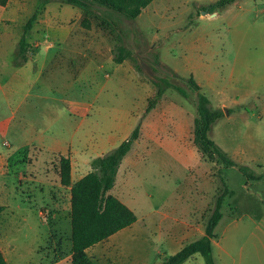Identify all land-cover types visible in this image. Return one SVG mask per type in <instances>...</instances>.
Wrapping results in <instances>:
<instances>
[{"label": "rangeland", "instance_id": "1", "mask_svg": "<svg viewBox=\"0 0 264 264\" xmlns=\"http://www.w3.org/2000/svg\"><path fill=\"white\" fill-rule=\"evenodd\" d=\"M27 1L30 4L38 2ZM203 2L209 4L213 1ZM176 4L179 5V2ZM48 5L55 8L53 12L61 19L82 12L79 8L58 2ZM193 7H176L171 10L162 6L149 7L148 11L135 20V23L139 24L142 38L146 40L143 42L145 48H142L143 51L136 50L137 62L128 59V64L136 70L138 63L141 69L136 70L139 78L154 87L151 80L156 79L158 74L151 67L152 58L149 52L156 51L160 53L162 61L170 68L176 69L181 76L189 77L195 72L205 83L203 90L210 95L213 107L218 103L215 98L217 91L226 93L229 99L227 103L239 99L240 103L228 106L233 107L232 109H223L224 116L213 125L210 138L238 165L250 167L261 179L249 180L237 167H226L217 156L212 160L208 159L196 147L193 129L192 145L194 149L196 148L195 151L197 150L198 160L203 163L200 169L197 163L193 164L194 158L191 159L193 164L191 169L195 174L193 181L192 178L187 179L186 175L172 174L169 167H158L159 164L163 166L172 161L181 163L179 154L175 152L152 153L158 158L154 160L151 158L152 154L148 152L133 153L127 159L126 166L129 162L135 163L138 167L149 165L153 170L144 180L137 174L133 175L131 182L124 186V201L137 217L142 218L157 210H170L172 213L180 204L194 208L199 199L198 195L205 191L208 192L209 206L203 214L204 220L214 208L216 197L221 192L220 180L223 179L234 193L224 200L222 207L224 216L215 229L216 237L213 240L215 264H264V0H246L240 5L214 11L216 14L220 13V17H211L213 12L210 11L201 14L202 6L194 4ZM169 14L176 18L170 19ZM86 17L97 27H106L98 17L87 14ZM128 25L126 27L129 28ZM105 30L113 35V41L117 43L116 33L111 32L108 27ZM186 49L189 50L187 53ZM14 55L15 51L12 49L5 53L9 61L15 60ZM22 58L25 59L24 56ZM39 67L22 68L19 72H25L27 79L33 82L40 71ZM107 67L103 76H110L113 86L107 95L110 98L106 105L107 112L112 113L116 109L137 110L141 99L134 97L131 75L123 78L121 82L114 70L116 65L112 63ZM173 82L186 88L189 95L185 98L175 89L169 88L163 97V105L159 106V112L163 113L171 106L175 112L186 111L196 119V94L180 79ZM82 88L83 80H79L75 92ZM227 111H230L229 115ZM160 123L163 124L160 135L164 140L171 128L168 123L171 122L167 117H163ZM19 157L23 162H27L26 157H41L46 163L49 154L32 150L29 154L21 153ZM54 164L52 163V171L55 172L57 167ZM20 166L21 164H18V167ZM130 167L131 164L122 169L118 182L121 188L125 176L128 177ZM37 168L40 169L41 166L38 165ZM152 181L154 183H151ZM173 181L182 182L177 192H173L175 189L170 187ZM193 182L195 183L192 185L191 193L188 185ZM180 190L182 192L178 194ZM27 191L23 186L18 198L11 197L5 200L8 209L0 216V240L5 238L11 246L10 263L53 264L64 259V264H70L71 213L67 197L41 201L29 196ZM190 193L193 200L186 197ZM131 233L134 236H127L129 232L123 231L122 235L126 234L124 240L127 248L120 251L126 256L132 254L134 264H161L165 257L179 249L170 247L169 242L157 240L156 236L148 239L139 233ZM94 259L96 264L104 263L98 256ZM123 263L128 264L124 259L120 260V264ZM184 264L206 262L198 253Z\"/></svg>", "mask_w": 264, "mask_h": 264}, {"label": "crops", "instance_id": "2", "mask_svg": "<svg viewBox=\"0 0 264 264\" xmlns=\"http://www.w3.org/2000/svg\"><path fill=\"white\" fill-rule=\"evenodd\" d=\"M177 1L179 5L176 4ZM203 1L154 0L138 17L151 6L157 8L162 6L171 10L176 7L192 8L196 4L204 8L217 0H212L213 2L209 4ZM243 1L246 2V0H238L228 7L240 5ZM37 6L38 2L30 4L27 0H9L6 5H0V205L8 209L5 200L11 197L18 198L21 188L25 186L29 196L41 201L55 198L59 200L66 196L71 213V186L61 183L60 157H69L71 160L72 182L89 173L94 158L110 152L130 136L140 122L148 99L154 94L155 88L139 78L137 71L128 64V60L121 64L113 61L112 48L115 45L113 35L107 33L105 28L97 27L93 22L89 27H85L83 22L86 13L82 10L73 17L61 19L53 12L55 8L46 5L27 36L29 48L24 55L23 63L16 65L15 60L9 61L5 53L12 49L15 51L14 57L18 56L17 46L23 34L22 29ZM220 16V13L211 15V17ZM168 17L176 18L170 14ZM124 23L126 24L127 21ZM137 25L139 26L138 23ZM187 51L189 50L186 49V53ZM18 60L22 61L23 58L19 57ZM112 63L116 65L114 70L121 82L123 78L131 75L134 97L141 99L137 110L116 109L112 113L107 112L106 105L110 102L107 95L113 86L111 77L103 74L107 66ZM35 66H40V71L33 82L27 79L25 72H19L22 68L31 69ZM191 76L203 90L205 83L196 76L195 72H192ZM79 80H83V88L75 92ZM203 92L211 100L210 95L204 90ZM215 98L218 103L214 108L222 110L232 109L233 107L228 106L241 102L236 99L227 103L229 99L224 91H217ZM163 102L164 98L151 113L143 117L140 136L124 158L116 184L111 190V193L126 205L125 184L131 182L135 174L144 180L153 170L149 165L138 167L135 163L128 162L127 166L131 164L128 177L125 176L123 187H119V176L123 167H127L125 163L133 153L175 152L179 154L181 163L172 161L163 166L159 164L158 167H169L172 174L186 175V178H192V181L195 178L192 165L197 163L200 169L203 165L198 160L196 148L194 149L192 145L195 117L186 111L175 112L176 110L171 106L167 107L169 112L167 110L161 113L159 106L163 105ZM229 112L227 111L228 115ZM163 117H167L171 122L168 123L171 128L167 131L164 140L160 135L163 125L160 122ZM6 142L9 144L7 145ZM32 150L48 153V162L45 163L41 157H26L27 162H23L19 155L29 154ZM154 154L151 157L153 160L157 158ZM52 163L57 167L55 172L52 171ZM18 164L21 166L18 167ZM38 165L41 166L40 169L37 168ZM200 172L203 173L202 170ZM172 183L170 187L175 189L173 192H177L182 182ZM194 183L188 185L190 191ZM181 192L178 191V194ZM191 193L186 197L193 200ZM207 193L202 191L198 195L199 199L194 208L180 204L172 213L170 210H157L151 215L137 217L133 225L89 248L88 254L94 262L95 256L100 257L104 260L103 264H120V260L123 259L128 264H134L135 259L132 254L126 256L120 251L127 248L124 240L126 234L122 235L123 231L129 232L127 236H134L131 232L139 233L148 239L156 236L157 240L169 242L170 247L179 248L178 252L186 244L205 235L207 219L203 220V214L209 206ZM69 220L72 235L71 215ZM0 249L8 264H11V246L5 238L0 240ZM69 257L71 263V253ZM53 264H64V259Z\"/></svg>", "mask_w": 264, "mask_h": 264}, {"label": "trees", "instance_id": "3", "mask_svg": "<svg viewBox=\"0 0 264 264\" xmlns=\"http://www.w3.org/2000/svg\"><path fill=\"white\" fill-rule=\"evenodd\" d=\"M9 0H0V5H6ZM154 0H38V6L34 14L23 27V34L18 43V56L16 65L23 63V57L29 48L27 36L32 30L35 21L42 9L53 2L67 4L81 9L87 15H93L101 19L103 25L116 33L117 43L112 48L113 61L121 64L128 59L135 58L136 50L143 51L145 39L139 26L135 23L138 16ZM238 0H217L203 10L210 12L223 10ZM127 21L130 23H124ZM85 27L91 25V21L85 18ZM130 26L129 28L126 26ZM103 27V26H102ZM105 27V28H106ZM152 58L151 67L158 76L151 80L155 87L154 94L148 99L143 117L151 113L162 101L169 88L175 89L179 94L188 97L186 88L173 82L180 79L187 88L196 94L197 117L194 124V143L198 150L208 159L217 156L226 167L234 166L249 180H259L260 176L246 165H238L223 149L210 138L213 125L224 116L222 109L212 106L211 100L203 92L201 86L193 76L183 77L174 69L166 65L158 52H149ZM136 70L141 71L136 63ZM143 119V118H142ZM141 121L134 128L130 136L121 142L116 148L103 156L94 158L91 162V171L76 182L71 181L72 165L69 157L61 156L59 159V174L61 183L71 186V263L70 264H95L88 254L92 246L108 239L115 233L133 225L137 221V215L119 198L111 194L114 188L119 168L124 158L132 149L133 144L140 136ZM221 192L217 195L214 208L206 220L205 235L186 244L178 252L164 258L161 264H184L195 254H201L206 264H215L213 257V240L216 237L215 229L224 214L222 207L227 196H232L234 191L228 188L225 180H220ZM6 207L0 205V215ZM0 264H8L0 249Z\"/></svg>", "mask_w": 264, "mask_h": 264}, {"label": "water", "instance_id": "4", "mask_svg": "<svg viewBox=\"0 0 264 264\" xmlns=\"http://www.w3.org/2000/svg\"><path fill=\"white\" fill-rule=\"evenodd\" d=\"M207 12H208V10H203L202 11L203 14H206ZM211 15L214 16V15H216V13H212Z\"/></svg>", "mask_w": 264, "mask_h": 264}, {"label": "built area", "instance_id": "5", "mask_svg": "<svg viewBox=\"0 0 264 264\" xmlns=\"http://www.w3.org/2000/svg\"><path fill=\"white\" fill-rule=\"evenodd\" d=\"M6 144L8 145L9 143H8V142H6Z\"/></svg>", "mask_w": 264, "mask_h": 264}]
</instances>
